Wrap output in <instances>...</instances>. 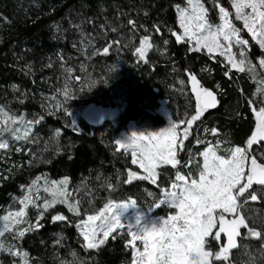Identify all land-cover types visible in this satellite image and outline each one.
I'll return each mask as SVG.
<instances>
[{"label":"trees","instance_id":"trees-1","mask_svg":"<svg viewBox=\"0 0 264 264\" xmlns=\"http://www.w3.org/2000/svg\"><path fill=\"white\" fill-rule=\"evenodd\" d=\"M202 2L209 9V20L216 23L217 11L212 0ZM219 2L222 6L227 4V0ZM177 4L182 5L183 0H0L2 106L17 114L27 111L31 105L26 100L22 104L20 99L18 103L10 102L13 99L8 96L10 87L15 85L29 91L34 83L40 85L39 79L52 80L59 71L61 58L70 62L69 79L74 88L79 81L91 79L89 84L85 83L87 90L65 106L67 112L56 119L46 117L34 126V136L39 133L48 138L34 160L28 156L31 144L27 142L22 152L11 151L12 160H20L21 167L0 172V209L19 194L20 185L28 177L39 174L52 179L68 178V190L73 193L70 199L79 200L81 216L55 205L45 214L42 229L15 240L28 254L30 264H130L131 249L125 246L124 236L110 238L99 250L86 249L77 233V223L110 200L114 203L134 200L144 208H152L161 198L162 189H169L177 170L197 178L202 165L199 153L208 146L195 142L199 126H206L210 135V130L216 128L217 135L233 147L244 146L251 135L255 118L247 101L253 84L244 73L235 70L231 78L225 76L227 68L222 57L211 59L204 51L190 52L188 44L175 42L169 29L181 32ZM129 19L136 21L135 31L127 24ZM154 24L161 26L162 35L154 32ZM145 35L153 43L146 55L147 63L134 54ZM165 39L168 45L163 44ZM111 41L119 43L109 54H94ZM165 48L167 53L162 54ZM257 52V46L252 44L250 55H259ZM20 59L34 67L31 68L34 74L17 68ZM188 71L197 76L203 87L216 93L219 100L217 108L208 110L194 123L192 135L185 142L186 150L179 159L184 164L191 160V164L187 167L182 164L178 169L159 168L157 185L144 180L124 183L129 170L144 173L131 163L128 155L117 151L115 139L129 121L164 126L166 121L155 111L160 106L168 107L175 120L186 119V113L190 118L195 100ZM181 80L185 81L183 85ZM94 105L113 106L119 110V116L102 127H91L83 113ZM245 212L254 227L264 229V202H251ZM56 214L68 219L52 223L51 216ZM240 245L232 250L233 264H264L260 241L241 240ZM210 247L218 250L214 241Z\"/></svg>","mask_w":264,"mask_h":264},{"label":"snow or ice","instance_id":"snow-or-ice-1","mask_svg":"<svg viewBox=\"0 0 264 264\" xmlns=\"http://www.w3.org/2000/svg\"><path fill=\"white\" fill-rule=\"evenodd\" d=\"M212 3L218 8L220 23L213 24L209 20V9L202 0H187L186 7L180 4L175 6L182 31L169 29L170 35L175 37L177 44H188L190 52L206 51L211 59L223 57L224 67L227 68L225 76L231 78L232 70L239 73L247 71L254 74L255 80L257 67L264 69V55L258 59V65L253 63L249 58L252 45L242 32L246 30L251 41L264 53V0H231L234 17L219 0H212ZM234 20L242 21L243 28L237 27ZM127 24L132 31L138 27L133 19H129ZM139 27L143 28V25ZM153 30L157 34L163 33L158 24L153 25ZM112 31L115 32L116 29L113 28ZM118 43L119 41H111L94 54L107 55ZM168 43L167 39L163 40L164 45ZM152 48L151 37L145 35L140 39L134 54L147 63L146 55ZM166 53L167 48L162 54ZM187 75L195 100L194 114L190 118H187L186 113V119L170 121L168 127L159 131L132 132L123 140L115 141L117 151L131 150V163L145 173L140 175L129 170L124 183L144 180L157 185L159 168L171 166L178 169V166L184 164L179 157L186 150L185 142L192 135L194 123L200 121L208 110L218 107L216 93L203 87L195 74L188 71ZM184 83L185 81H180L181 85ZM258 83L264 85V79ZM256 93L264 94V88H257ZM63 94L66 98H71L67 90ZM23 102L21 98L20 103ZM247 104L255 116V127L244 146L231 147L227 150L229 155L224 156L218 154L219 141L215 144L209 142L199 153L203 163L198 179L190 178L177 170L175 179L171 181V189H162L163 199L155 207L167 205L176 209L175 214L166 218L157 217L155 222L149 223L138 215L134 224H126L115 210L135 207L136 201L114 203L110 200L99 211L87 215L76 225L79 235L83 237L82 246L99 250L110 238L117 239L116 234L123 236L124 233L120 230L126 228V235L131 239L125 246L132 249V264H233L232 250L241 246V240L252 238L260 241V248L264 251V229L254 227L245 212L246 206L251 202H264V98L256 95L255 99L249 98ZM57 107L62 108V105L58 104ZM64 111L67 112L66 109ZM42 119L43 117L28 120L23 114L16 115L6 107H0V137L9 133L17 141L30 140L32 126L39 124ZM18 125H23V128ZM181 125L186 126L181 129ZM210 131L213 136L218 134L216 128ZM195 142L203 143L199 138ZM8 148L9 143L0 139V150ZM16 150L22 151V148ZM190 164L191 160L184 166ZM40 180L41 177H36L28 186L27 194L19 200L18 210L0 216V237L6 232H12L14 237L23 238L28 232L39 231L44 227L41 222L45 219V214L56 204H64L74 215L81 216L79 200H69L73 193L68 190L67 178L51 181L50 184L45 180L43 192L52 197L50 200L39 194L32 195L33 187ZM107 187L114 190L112 184ZM36 191L39 193L40 189L37 187ZM30 205L37 210L34 221L27 219ZM67 219L62 214L51 216L52 223ZM23 224H27V227H20ZM136 241L140 242L142 250ZM213 241L218 250L210 247ZM0 250H7L13 257H20V264H28L26 252L6 248L3 244H0Z\"/></svg>","mask_w":264,"mask_h":264},{"label":"rangeland","instance_id":"rangeland-1","mask_svg":"<svg viewBox=\"0 0 264 264\" xmlns=\"http://www.w3.org/2000/svg\"><path fill=\"white\" fill-rule=\"evenodd\" d=\"M181 6L186 7L187 6V0H183V4ZM212 6H214L213 3H212ZM224 7L227 10H229L231 16L234 17V9L231 8V0H227V4ZM215 9L217 11V22L213 23V24H218V23H220L219 12H218V8H215ZM177 16H178V13H177ZM234 23L236 24L237 27L243 28L242 21H235L234 20ZM178 25H179V23H178ZM242 35L244 36L245 39H248L250 41L251 45L254 44V42L251 41V38L247 34L246 30L244 32H242ZM256 46H257V50H258L257 53H259V55H255L254 56L255 59H254V57L252 55H250V53H249V58L253 61L254 64L258 65V59L261 58V56L264 55V53H262V51L258 45H256ZM204 52L207 53L206 51H204ZM22 63H24V61L20 59L19 63L17 64L18 69L22 70L24 73L25 72H33V74H34V71L31 70V68L34 69L33 66H31L30 64L28 65V63H24V65H22ZM58 67H59V71H58V73L54 74L52 80H50V79H39L40 85H39V82L34 83L33 88H31V90H29V91L20 90V88H18L17 86L12 85L10 87L11 94L8 95V96L13 97V99H11V97H10V99H11L10 102L11 103H18L19 99L22 98L23 100H26L31 105V107L28 108L27 111H25V112L21 111L18 114L13 113L11 111L10 112L13 114H16V115L23 114L25 116V118L28 120L40 119L41 117H43V119L41 120V121H43L46 117H53L54 119H56V118H58V116H61V114H62V112H64L65 106L68 104V102L72 99L79 98V96H80L79 94H83L85 92V90H87L86 88L88 87V85L85 83L89 84L91 82V79L88 78L85 83L83 80L79 81L75 85V88H74L71 79H69V76L71 74V71H68L70 69L69 60L65 59V58H61V64ZM230 67L231 66L229 65L228 68H230ZM244 74L248 77L250 82L253 84L252 85V92L250 93V98L255 99L256 95H261L262 98H264V94L256 93L257 88H264V85H261L258 83L259 80L264 79V69H259L257 67L256 74H255V76H256L255 80L253 79L254 74L252 72L246 71ZM190 88H191V84H190ZM65 90H67L69 97H71V98H66L64 96L63 93ZM254 94H256V95H254ZM58 104L62 105V108H58L57 107ZM0 107H5V106H2L0 104ZM155 111L158 115L163 117L164 120L166 121L164 126L153 127V126H150L146 122L141 123L139 121H129L125 125L124 129L122 131H120V133L118 134L115 141L116 140H123L127 136H130L132 132H143V131L155 132V131H159L163 128L168 127L170 121H178V120H175V118L171 114V111L166 106H160ZM254 118H255V116H254ZM35 125H37V124H35ZM35 125L32 126V133H31V139L30 140L17 141L9 133H5L3 135V137H0V139H3L9 143L8 149L0 150V163H1L0 164V172H8L12 168H20L21 167L20 160H18V159H16L18 161L12 160L13 157L11 158V151H15L17 153H20L22 151H17L16 149L22 148V150H23L24 147L28 146L27 142H29L31 144V148L28 150V156L30 157L31 160H34V158L36 156V152H38L39 150H42L44 148V146L47 144L48 138L47 139L43 138L44 135L37 133L34 136V126ZM18 126L23 128V125H18ZM185 126L186 125H181V129H183V127H185ZM206 129L208 130V128L204 125L199 126L198 130H197V138L201 139L207 145L209 142L215 144L217 141H219L220 142V148L218 150V154L228 156L229 153L227 150L233 146H230L228 144L227 140L223 137H220L219 135H216V136H213L212 134L210 135L208 131H205ZM115 146H116V144H115ZM116 149H117V146H116ZM120 151L123 152L125 155H128L132 160L131 150H128L127 152H125L124 150H120ZM257 155H259L258 152H257ZM202 163H203V158H202ZM28 164L30 165L31 163H28ZM135 166H137V165H135ZM139 169L141 171H143V169H141V168H139ZM143 173H144V171H143ZM36 177H41V180L38 181L37 186L33 187L32 195L35 196V195L39 194L42 198H47L49 200L52 199V197L49 196L47 193L43 192V188L45 187V180H47L50 184L51 181H60V180L65 178L64 177V178H59V179H52L51 177H49L46 174H39L36 176L33 175V176L28 177L26 183H23L20 185L19 194L12 196L9 203L0 209V216L6 214L9 211H15V210L19 209V207H20L19 200L25 194H27L28 186L31 185L32 181ZM198 177H199V174H198ZM198 177H197V179H198ZM68 184H69V182H68ZM37 187L40 189L39 193H37V191H36ZM170 189H171V185L169 187V190ZM163 195L164 194L162 193L161 198L159 200L163 199ZM69 200H70V202L76 201V200H71L70 197H69ZM128 202H130V201H123V202H118V203H128ZM40 203H42V200L40 201ZM56 205H62L68 210L67 206H65L64 204H56ZM247 208L249 209V205L246 206L245 210H247ZM150 209H152V210L149 211L148 208H144L143 206L138 205L136 203L135 207L130 206L126 209H116L115 211L117 213H119L122 222H124L126 224H134L135 218L138 215L142 217L144 222L149 223V222H155L157 217L166 218L167 216L173 215L176 212L175 208H169L167 205H162L160 208H156L154 205ZM157 209H161V211L157 212L156 211ZM27 211H28L27 219L29 221H34L36 219L37 210L30 205L29 209ZM70 213L74 215L73 212H70ZM0 226H2V221H0ZM20 227H27V224H23ZM76 230H77V233L79 234V229L77 227H76ZM120 231L124 233L123 236L127 239V241L131 239V237L126 235V233H127L126 228L122 229ZM116 235H119V234H116ZM80 237L83 240V237L82 236H80ZM17 239H21V238L14 237V234L12 232H6L3 237H0V244L5 245L6 248L12 247L13 250L25 252V251L21 250L18 247V245L16 244L15 240H17ZM136 244L142 250V245L140 244V242L136 241ZM130 249H131V247H130ZM131 254H132V249H131ZM27 259H28V256H27ZM0 264H20V257H18V256L13 257V256L8 254L7 250H0ZM28 264H30L29 259H28ZM130 264H132V258H131Z\"/></svg>","mask_w":264,"mask_h":264},{"label":"water","instance_id":"water-1","mask_svg":"<svg viewBox=\"0 0 264 264\" xmlns=\"http://www.w3.org/2000/svg\"><path fill=\"white\" fill-rule=\"evenodd\" d=\"M218 98V97H217ZM212 110V109H210ZM119 110L113 106H90L83 113L85 122L94 128L102 127L117 119Z\"/></svg>","mask_w":264,"mask_h":264}]
</instances>
